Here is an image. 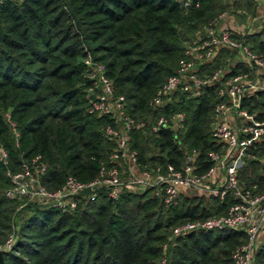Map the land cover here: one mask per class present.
Wrapping results in <instances>:
<instances>
[{"label": "trees", "instance_id": "obj_1", "mask_svg": "<svg viewBox=\"0 0 264 264\" xmlns=\"http://www.w3.org/2000/svg\"><path fill=\"white\" fill-rule=\"evenodd\" d=\"M227 9V0H190L187 7L181 0H0V144L7 153V163L0 161L2 264H161L163 257L165 264H233L232 251L246 239L242 230L171 237L176 225L224 214L236 202L230 193L219 199L186 192L165 206L150 190H125L112 199L102 188L70 213L37 202L19 208V199L4 196L6 172L19 171L34 156L47 165L41 183L48 190L68 175L90 181L108 164L114 142L103 129L114 121L87 111V54L105 65L127 113L147 124L131 132L129 143L140 167H180L187 153L196 152L198 173L207 172L213 165L209 153L224 147L210 133L220 83L197 97L178 90L163 106L150 101L186 58L183 42ZM245 41L264 56V40L251 35ZM221 65L213 59L200 73ZM246 70L236 64L221 81ZM241 108L263 119L264 91L244 96ZM177 111L185 113L183 133L175 138L171 130H151L159 115ZM249 151L264 157V139ZM238 178L241 188L264 192V170L256 160L245 159ZM22 209L28 214L17 217ZM13 230V245L1 250ZM254 259L264 264V239Z\"/></svg>", "mask_w": 264, "mask_h": 264}, {"label": "built area", "instance_id": "obj_2", "mask_svg": "<svg viewBox=\"0 0 264 264\" xmlns=\"http://www.w3.org/2000/svg\"><path fill=\"white\" fill-rule=\"evenodd\" d=\"M184 7L190 0H181ZM264 4V0H262ZM239 10H225L203 26L195 45L189 46L186 58L180 61L175 71L157 88L150 101L152 107H159L171 101L178 90L186 91L192 97L202 94L206 87L219 82L220 101L214 105L210 133L214 140L222 143V151H212L209 159L212 167L205 173H198L195 164L196 152L187 153L180 167L172 164L142 168L138 164V153L130 148L132 131L146 127V122L131 117L121 95H115L112 81L106 75L102 62L94 60L90 54L83 59L90 85L84 97L87 111L97 116H110L114 125H106L103 133L114 142L108 155V164L100 167L98 175L87 182L68 175L64 183L55 190H48L41 177L47 165L40 156L24 161L17 172L7 171L9 186L4 191L7 199H27L47 205L64 213L74 211L86 196L93 198L98 189H105L107 195L115 199L123 191L139 192L150 190L165 206L174 205L180 194L196 192L207 197L224 199L232 194L236 202L224 214L205 219L187 221L171 230L172 236H185L191 232L204 230H242L246 239L231 253L233 264H257L254 259L264 226V192L252 193L239 185L238 173L245 159L254 158L249 149L264 139V118L258 120L246 109L241 108V100L247 94L264 91V56L252 51L245 37L236 36L231 30L219 26L222 19ZM223 49L231 51L236 61L244 62L248 72H239L221 81L232 64L216 68L212 73H200V66L212 61ZM6 121L12 131L14 124L8 113ZM153 132L171 130L176 138L185 130V113L173 112L159 115L151 124ZM0 161L7 163V153L0 144ZM22 206L20 205L19 208ZM14 229V228H13ZM15 241L14 230L8 235L1 250H9ZM166 245L163 246V253ZM165 257L161 264H165Z\"/></svg>", "mask_w": 264, "mask_h": 264}, {"label": "crops", "instance_id": "obj_3", "mask_svg": "<svg viewBox=\"0 0 264 264\" xmlns=\"http://www.w3.org/2000/svg\"><path fill=\"white\" fill-rule=\"evenodd\" d=\"M237 4L240 5L233 9V7ZM227 5V10H239L240 13L234 12L230 16L222 19L219 24L221 28L231 30L236 36L249 37L251 35H256L260 40H264V4L262 0H227ZM248 45L251 48L250 42H248ZM229 54L232 55L233 60L222 56L221 51L214 59H218L219 62L223 61L222 65L232 64L234 66L237 64L240 65L242 70L244 68L247 69L246 71L240 72L249 71L248 66L244 62L236 61L235 55L231 52ZM250 159L256 160L264 168V157H257L254 155V158ZM187 193L192 194L194 192ZM261 235H264V226L260 237Z\"/></svg>", "mask_w": 264, "mask_h": 264}, {"label": "rangeland", "instance_id": "obj_4", "mask_svg": "<svg viewBox=\"0 0 264 264\" xmlns=\"http://www.w3.org/2000/svg\"><path fill=\"white\" fill-rule=\"evenodd\" d=\"M201 28H198L194 33H192L190 35V38L189 39H186L184 42H183V45H184V53L187 51V49L189 48V46H192V45H195V43L198 41L200 35H201ZM224 56L225 58H228V59H231L233 60V57L232 55H230L229 53H226L225 55H222ZM233 62V61H232ZM221 64H223V61L221 62ZM222 66V65H221ZM212 72V70H210ZM255 170L259 171L257 168H255ZM262 170H264V168L262 167ZM29 203H32V201H29L27 199H22L20 200V205L24 208V206H26L27 204ZM19 205V206H20ZM21 207V208H22ZM23 210V209H22ZM28 214V211L26 209H24L21 213L18 214L17 217H20V216H26ZM264 239V235H261V237L259 238V243L262 242V240Z\"/></svg>", "mask_w": 264, "mask_h": 264}, {"label": "water", "instance_id": "obj_5", "mask_svg": "<svg viewBox=\"0 0 264 264\" xmlns=\"http://www.w3.org/2000/svg\"><path fill=\"white\" fill-rule=\"evenodd\" d=\"M3 263V259H2V252L0 251V264Z\"/></svg>", "mask_w": 264, "mask_h": 264}]
</instances>
